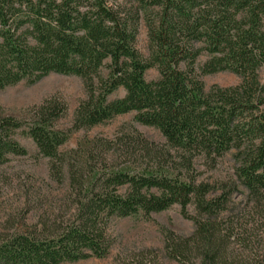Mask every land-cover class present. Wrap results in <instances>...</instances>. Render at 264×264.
<instances>
[{"label":"trees","instance_id":"1","mask_svg":"<svg viewBox=\"0 0 264 264\" xmlns=\"http://www.w3.org/2000/svg\"><path fill=\"white\" fill-rule=\"evenodd\" d=\"M142 23L149 56L138 49ZM208 60L199 66L198 62ZM155 69L159 76L147 80ZM229 72L233 87L206 89L203 77ZM51 74L83 80L86 98L73 127L54 122L68 106L51 98L29 119H0V167L25 156L24 130L50 159V177L67 189L65 210L42 225L0 233V264H65L105 259L116 219L150 218L173 206L196 229L166 234L168 258L180 264H264L233 257L232 197L242 186L264 215V0H0V90L36 84ZM125 96L111 100L118 90ZM157 129L95 137L63 151L73 132L118 116ZM235 152L236 181H202ZM195 206L196 214L189 211Z\"/></svg>","mask_w":264,"mask_h":264},{"label":"rangeland","instance_id":"2","mask_svg":"<svg viewBox=\"0 0 264 264\" xmlns=\"http://www.w3.org/2000/svg\"><path fill=\"white\" fill-rule=\"evenodd\" d=\"M138 49L149 56L147 28L142 23L138 38ZM208 60L203 56L198 65ZM159 73L151 69L146 79H157ZM206 89L217 85L228 88L238 85L241 78L229 72H222L203 77ZM125 96V90H118L111 100ZM56 98L68 106L67 114L54 122L57 131H69L73 127L74 113L82 100L86 98L83 80L76 76L51 74L36 84L23 82L17 86L0 90V119L15 117L26 121L31 110L44 101ZM135 113L118 116L97 127L73 132L68 143L62 148L69 151L83 145L88 139L100 137L115 139L122 135L141 133L150 141L164 143L161 133L149 126L135 121ZM16 140L27 150L25 156H9L6 164L0 167V233L20 231L25 225H42L48 219H54L65 210L64 199L67 189L51 180L50 159L43 157L24 130H19ZM202 172L201 180L212 184L231 183L236 181L238 163L236 153L231 152L219 160L215 168L210 169L204 161L197 165ZM232 197L230 204L229 224L233 222L236 240L233 241V257L237 260L264 259V215L254 214L255 202L242 186ZM192 215L196 214L195 206H190ZM196 229L193 221L185 219L179 206L154 213L150 218L136 216L116 219L111 232L115 244L105 259H89L65 264H180L166 253V234L174 232L187 238Z\"/></svg>","mask_w":264,"mask_h":264}]
</instances>
